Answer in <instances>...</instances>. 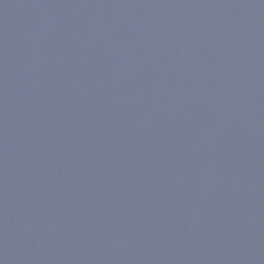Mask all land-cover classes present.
<instances>
[{"label": "water", "instance_id": "water-1", "mask_svg": "<svg viewBox=\"0 0 264 264\" xmlns=\"http://www.w3.org/2000/svg\"><path fill=\"white\" fill-rule=\"evenodd\" d=\"M0 264H264V0H0Z\"/></svg>", "mask_w": 264, "mask_h": 264}]
</instances>
